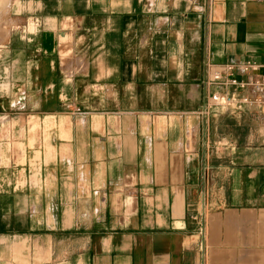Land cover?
Wrapping results in <instances>:
<instances>
[{
	"label": "crops",
	"instance_id": "obj_1",
	"mask_svg": "<svg viewBox=\"0 0 264 264\" xmlns=\"http://www.w3.org/2000/svg\"><path fill=\"white\" fill-rule=\"evenodd\" d=\"M10 15L0 83L28 110L0 115V264H264V106H213L205 85L213 64L264 63V0Z\"/></svg>",
	"mask_w": 264,
	"mask_h": 264
},
{
	"label": "built area",
	"instance_id": "obj_2",
	"mask_svg": "<svg viewBox=\"0 0 264 264\" xmlns=\"http://www.w3.org/2000/svg\"><path fill=\"white\" fill-rule=\"evenodd\" d=\"M264 63L256 60L227 61L210 66V72L205 80L209 88L216 86L209 95L208 104L220 105L233 111H242L246 105L264 106V92L249 95L242 92L248 85H255L257 89L264 88L263 80L240 79L239 72L257 70ZM207 110V105L204 107Z\"/></svg>",
	"mask_w": 264,
	"mask_h": 264
},
{
	"label": "rangeland",
	"instance_id": "obj_3",
	"mask_svg": "<svg viewBox=\"0 0 264 264\" xmlns=\"http://www.w3.org/2000/svg\"><path fill=\"white\" fill-rule=\"evenodd\" d=\"M14 0H0V40L3 39V40H7V36L8 35H3L4 32L3 31H7V34H8V31L10 29V26L13 24V22L15 21L14 19H12L11 15H10V9H11V5H12V2ZM17 1V0H15ZM9 28V29H8ZM61 46H60V49H61V52L63 55H65L64 51L67 50V55L70 53L71 51V44H70V37L69 36H62L61 37ZM66 41V42H65ZM22 86V84L20 85H17L14 84L13 87H15V92H13V97L11 99H13V102H10V97L12 95V93H10L9 91V88H10V83L8 80H3L2 83H0V99L2 98H7L9 99V102H4V107L1 106L0 104V108H1V113L0 115H4V116H10L11 114H20L24 111H27L28 109V105L25 101L24 103V95L21 91H18V88L20 89ZM23 88L24 85H23ZM5 101V100H3ZM21 105V106H19ZM83 109L81 107H77L74 109V111H82Z\"/></svg>",
	"mask_w": 264,
	"mask_h": 264
},
{
	"label": "bare ground",
	"instance_id": "obj_4",
	"mask_svg": "<svg viewBox=\"0 0 264 264\" xmlns=\"http://www.w3.org/2000/svg\"><path fill=\"white\" fill-rule=\"evenodd\" d=\"M4 32V34L3 35H5L6 36V34H7V31H3Z\"/></svg>",
	"mask_w": 264,
	"mask_h": 264
}]
</instances>
